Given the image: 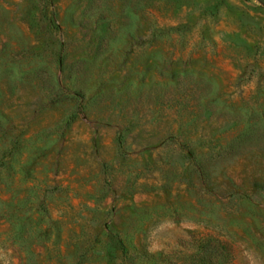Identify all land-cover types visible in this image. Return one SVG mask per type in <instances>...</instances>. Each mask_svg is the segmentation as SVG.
Wrapping results in <instances>:
<instances>
[{
    "label": "rangeland",
    "instance_id": "obj_1",
    "mask_svg": "<svg viewBox=\"0 0 264 264\" xmlns=\"http://www.w3.org/2000/svg\"><path fill=\"white\" fill-rule=\"evenodd\" d=\"M0 264H264V4L0 0Z\"/></svg>",
    "mask_w": 264,
    "mask_h": 264
},
{
    "label": "water",
    "instance_id": "obj_2",
    "mask_svg": "<svg viewBox=\"0 0 264 264\" xmlns=\"http://www.w3.org/2000/svg\"><path fill=\"white\" fill-rule=\"evenodd\" d=\"M259 1L264 4V0H259Z\"/></svg>",
    "mask_w": 264,
    "mask_h": 264
}]
</instances>
